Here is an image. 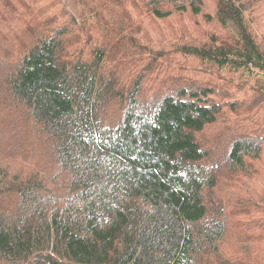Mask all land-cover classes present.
I'll return each instance as SVG.
<instances>
[{
    "label": "trees",
    "instance_id": "obj_1",
    "mask_svg": "<svg viewBox=\"0 0 264 264\" xmlns=\"http://www.w3.org/2000/svg\"><path fill=\"white\" fill-rule=\"evenodd\" d=\"M252 3L0 0V264H264Z\"/></svg>",
    "mask_w": 264,
    "mask_h": 264
},
{
    "label": "rangeland",
    "instance_id": "obj_2",
    "mask_svg": "<svg viewBox=\"0 0 264 264\" xmlns=\"http://www.w3.org/2000/svg\"><path fill=\"white\" fill-rule=\"evenodd\" d=\"M252 7L261 8L264 12V0H252ZM205 11H211L215 5V0H203ZM258 27H261V21H257ZM264 26V20H262ZM157 28L160 30L157 31ZM156 29V30H155ZM217 33L213 25H210L201 18H195L191 15L184 14L174 16L165 23H151L146 22L145 29L142 36H145V43L149 42L151 45L160 43L165 38L166 43L178 45V43H190L204 41L207 35Z\"/></svg>",
    "mask_w": 264,
    "mask_h": 264
}]
</instances>
